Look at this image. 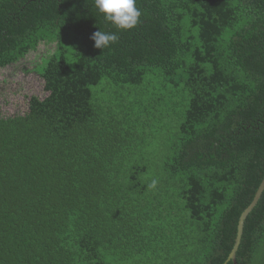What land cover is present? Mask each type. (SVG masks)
Instances as JSON below:
<instances>
[{"label": "trees", "instance_id": "trees-1", "mask_svg": "<svg viewBox=\"0 0 264 264\" xmlns=\"http://www.w3.org/2000/svg\"><path fill=\"white\" fill-rule=\"evenodd\" d=\"M136 7L118 29L95 0H0V69L53 46L47 95L0 113V264L227 259L264 178V0ZM236 262L264 264V189Z\"/></svg>", "mask_w": 264, "mask_h": 264}, {"label": "rangeland", "instance_id": "rangeland-1", "mask_svg": "<svg viewBox=\"0 0 264 264\" xmlns=\"http://www.w3.org/2000/svg\"><path fill=\"white\" fill-rule=\"evenodd\" d=\"M50 44H41L15 66L0 69V113L3 116L22 114L27 111L31 95L40 98L47 95L43 80L35 67L51 50Z\"/></svg>", "mask_w": 264, "mask_h": 264}, {"label": "clouds", "instance_id": "clouds-1", "mask_svg": "<svg viewBox=\"0 0 264 264\" xmlns=\"http://www.w3.org/2000/svg\"><path fill=\"white\" fill-rule=\"evenodd\" d=\"M95 6L104 14V19L115 24L118 29H132L140 22L141 11L136 7V0H95ZM90 38L94 41V47L102 50L115 43L118 36L97 30ZM157 184L158 180L153 178L147 187L155 189Z\"/></svg>", "mask_w": 264, "mask_h": 264}, {"label": "water", "instance_id": "water-1", "mask_svg": "<svg viewBox=\"0 0 264 264\" xmlns=\"http://www.w3.org/2000/svg\"><path fill=\"white\" fill-rule=\"evenodd\" d=\"M263 189H264V178L262 179V181H261V183H260V185H259V187H258V189L254 195V198L252 199L250 204L241 212V214L239 216L235 241H234L233 247H232L227 259L225 260V262H223V264H226L229 260H231L233 262V264H237V262H236V251H237L238 246H239L240 241H241L244 220H245L246 216L248 215V213L255 206V204H256L258 198L260 197V194H261Z\"/></svg>", "mask_w": 264, "mask_h": 264}]
</instances>
